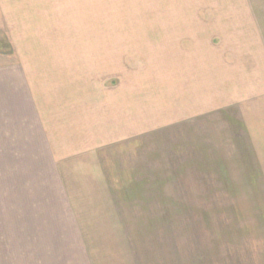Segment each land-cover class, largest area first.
I'll return each instance as SVG.
<instances>
[{
  "label": "crops",
  "instance_id": "crops-1",
  "mask_svg": "<svg viewBox=\"0 0 264 264\" xmlns=\"http://www.w3.org/2000/svg\"><path fill=\"white\" fill-rule=\"evenodd\" d=\"M138 1L143 8L240 6L237 0ZM82 7L80 0H0V34L13 45L12 53L0 54V264L157 263L128 255L131 240L121 238L116 219L111 222L110 195H120L105 160L113 152L125 169L131 145L142 148L138 137L158 124L163 103L178 87L189 97L188 116L192 109L202 116L238 103L264 112V68L256 72L254 47L227 39L213 47L202 29L167 40L160 59L133 55L129 62L124 55L117 74L107 62L102 78L93 59L80 65L78 49L31 47V41L56 38L34 33L37 27L78 16ZM201 17L169 14L164 20L206 23ZM245 120L255 132L262 126L255 117Z\"/></svg>",
  "mask_w": 264,
  "mask_h": 264
},
{
  "label": "rangeland",
  "instance_id": "rangeland-1",
  "mask_svg": "<svg viewBox=\"0 0 264 264\" xmlns=\"http://www.w3.org/2000/svg\"><path fill=\"white\" fill-rule=\"evenodd\" d=\"M237 1L240 6L233 8L177 9L143 8L138 0H80L78 16L33 31L55 39L43 37L31 47L78 49L80 65L93 59L95 76L102 78L108 63L117 74L124 55L129 62L133 55L160 59L167 40L196 36L202 29L200 35L213 47L220 39L254 47L259 72L264 0ZM183 13L201 15L206 23L165 21L166 15ZM12 51L8 37L0 34V54ZM188 98L180 87L166 98L158 124L138 137L142 148L131 145L125 169L113 152L111 161L105 160L112 188L126 190L110 195L111 222L116 219L121 238L131 240L128 255L153 257L157 263L152 264H264V112L250 113L238 103L202 116L192 109L188 116ZM249 116L262 125L256 132L247 127Z\"/></svg>",
  "mask_w": 264,
  "mask_h": 264
}]
</instances>
